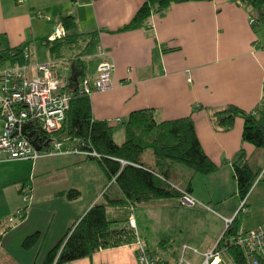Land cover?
I'll use <instances>...</instances> for the list:
<instances>
[{
  "label": "crops",
  "instance_id": "1",
  "mask_svg": "<svg viewBox=\"0 0 264 264\" xmlns=\"http://www.w3.org/2000/svg\"><path fill=\"white\" fill-rule=\"evenodd\" d=\"M143 2L0 0V48L24 45L30 75L35 73V64L52 62L59 78L67 81L70 61H65L66 56L53 61L45 44L55 37L56 27L62 26L60 16H74L80 32H96L95 54L103 48L114 70L110 88L94 90L89 95L93 118L107 121L114 141L121 143L124 140L122 122L132 111L149 110L158 121L190 116L203 151L217 169L210 174L192 173L188 167L175 163L170 167L169 179L179 188H189V194L196 201L194 205L215 206L223 220L231 218L241 200L232 159L242 148L248 162L252 164L251 158L258 156L254 166L263 169L264 150L242 141L241 117L234 119L230 130L220 131L213 127L209 114L228 104L251 111L261 100L264 26L257 32L256 25L250 23L248 10L234 0H199L172 3L162 12H153L145 25L116 31L132 18ZM40 12L42 16L37 15ZM63 53L68 55V51ZM95 76L96 65L88 80L93 82ZM117 118L121 121L117 122ZM2 127L0 117V132ZM73 143V139L64 141L58 153L35 161L17 160L20 163L11 170L1 166L11 160L0 159V223H7L10 214L24 207L23 217L16 225L0 227V264H41L47 251L91 206L108 199H125L114 180L110 183L112 179L107 178L92 156L64 153ZM146 151L141 161L153 166V153ZM263 179L254 183L245 200L249 207L247 214L256 215L261 209L264 218ZM25 182L32 186L28 202L20 195ZM70 189L77 190L78 197L67 198L65 193ZM169 200L142 203H173ZM174 200L181 204L179 199ZM128 208L132 210L134 205L126 201L122 205L107 206L108 219L118 220L111 228L126 227ZM131 217L136 229V220L129 213ZM259 225L264 224L258 221L242 230ZM34 232L39 234L38 241L29 249L23 248V239ZM212 246L208 245L199 254ZM136 248L134 241L100 248L90 256L66 264H137Z\"/></svg>",
  "mask_w": 264,
  "mask_h": 264
},
{
  "label": "trees",
  "instance_id": "2",
  "mask_svg": "<svg viewBox=\"0 0 264 264\" xmlns=\"http://www.w3.org/2000/svg\"><path fill=\"white\" fill-rule=\"evenodd\" d=\"M185 1L199 0H144L132 18L116 31L145 25L153 12H162L172 3ZM234 2L248 10L250 19L254 20L252 24L256 25L255 30L259 32L264 26V0ZM60 25L64 34L46 40L45 44L53 61L63 60L64 50L74 55L71 58L67 56L65 60L70 61L67 81L60 78L65 83L63 91L69 101L65 119L55 135L80 139L84 147L94 150L98 156L90 158L97 161L108 179L114 178L125 199H108L91 206L66 235L47 251L41 264H66L90 256L100 248L132 243L134 234L128 227L111 228L118 220L108 219L107 206L122 205L125 201L134 205L154 199H179L182 196L181 189L169 179L172 164L181 163L192 173L210 174L217 169V165L203 151L190 116L158 121L149 110L132 111L122 122L124 140L121 143L115 142L107 121L93 118L89 94L82 89L83 81L88 80L93 67H97L98 62L86 58L96 53L97 33L78 31L74 16L69 14L60 16ZM25 53L24 45L0 48V65L26 64L28 56ZM209 117L213 127L220 131L230 130L234 119L241 117L244 121L242 141L251 143L256 149L264 148V93L251 111L228 104L211 111ZM32 137H36L41 145L47 139L39 130L34 131ZM148 149L154 156L153 166H147L141 161L142 153ZM232 164L237 193L242 200L254 183L264 177V168L252 166L242 148L235 154ZM184 190L188 192L189 188ZM78 194L74 189L65 193L69 199H75ZM236 215L217 241V247L223 249L219 264H249L242 249L233 242L237 232L233 225ZM125 218L127 221L129 214ZM38 239L37 232L27 235L22 241V247L29 249Z\"/></svg>",
  "mask_w": 264,
  "mask_h": 264
},
{
  "label": "built area",
  "instance_id": "3",
  "mask_svg": "<svg viewBox=\"0 0 264 264\" xmlns=\"http://www.w3.org/2000/svg\"><path fill=\"white\" fill-rule=\"evenodd\" d=\"M37 15L42 16L41 12ZM250 23H254V20L250 19ZM63 34L62 26L56 27L55 37ZM99 54L101 58L93 82L83 81L82 89L86 93H91L94 90L104 91L111 86L114 64L108 58L104 49L100 48ZM64 85L65 83L57 76L50 62L35 64L33 75L28 73L27 64L9 65L0 68V116L3 118V127L0 132L1 160L24 159L35 161L42 156L58 153L63 142L71 140L66 137L61 140L55 135L60 129L68 109L69 97L63 91ZM116 121L120 122L121 120L117 118ZM26 122L32 123L33 133L39 130L47 136L44 143L46 148H43L44 145L41 144H39L40 149L35 148L31 142L33 137L28 138L21 133L22 125ZM73 140L75 141L73 146L70 145L64 153L98 156L94 150L84 147L82 140ZM31 191V184L25 182L20 192L24 202H28L31 198ZM180 191L182 192V196L179 198L181 204H195V199L189 192L184 189ZM237 211L244 213L248 211L245 198L241 200ZM23 212L24 207L18 208L6 219L7 223H0V227L13 225L20 221ZM232 219V217L224 218L225 229L230 225ZM128 223L135 229V222L132 217L129 218ZM233 242L242 249L249 264H264V225L237 231L233 237ZM134 243L137 247V264H219L222 260L223 249L217 247V242L211 249L202 254V260L199 263H193L184 259L183 256L175 263L158 260L145 247L139 237L136 238ZM187 248L190 247L183 246V250ZM192 250L196 252L195 249Z\"/></svg>",
  "mask_w": 264,
  "mask_h": 264
},
{
  "label": "rangeland",
  "instance_id": "4",
  "mask_svg": "<svg viewBox=\"0 0 264 264\" xmlns=\"http://www.w3.org/2000/svg\"><path fill=\"white\" fill-rule=\"evenodd\" d=\"M66 51L67 50H64V52ZM69 54L68 52V55L64 54V56L70 57L74 55L73 53L71 55ZM87 58H91L95 63H99L101 55L98 52V54H94ZM5 65H7V63L2 64L1 67ZM53 69L56 71L55 68ZM56 74L58 76L57 71ZM88 94L90 95L91 93ZM59 139L63 140L64 136H60ZM259 150H264V148ZM146 153H151V150H147ZM255 159L258 160V156L251 158L250 161H253L251 164L252 166L255 165ZM17 160L20 159L11 160V162L3 163L1 166L11 167L9 169L11 170L20 163L17 162ZM178 165L185 166L181 163H178ZM263 166L264 165L261 167ZM113 180L114 178L110 180V183L113 182ZM181 190L183 189L181 188ZM169 199H171L169 201L173 203L168 202L157 205L138 203L134 204V209H126V216L129 213L134 216L136 220V229L132 228L129 223L126 224V227L133 232L134 241L139 237L137 235L138 233L143 244L147 245L149 251L157 258L169 261V263H175L176 260L183 256L184 259L199 263L202 260V255H200L199 252L202 253L201 251L208 245H215L222 235L226 227L221 217L223 215L215 206L203 207L197 204H179L174 200L175 198ZM246 207L249 209L248 206ZM237 212L236 210L234 214H232V218ZM115 213H118V211ZM249 214L250 212L248 214L242 211L238 212L237 218L233 223L237 231L242 230L243 227H250L256 224V222L258 223V221L260 224H264L263 211H261V209H258L256 215ZM11 215L12 214H10V216ZM16 224L17 222L13 224V226ZM184 245L190 248L183 250ZM191 248L197 249V252H194Z\"/></svg>",
  "mask_w": 264,
  "mask_h": 264
},
{
  "label": "water",
  "instance_id": "5",
  "mask_svg": "<svg viewBox=\"0 0 264 264\" xmlns=\"http://www.w3.org/2000/svg\"><path fill=\"white\" fill-rule=\"evenodd\" d=\"M21 133L24 136H26L28 138H31L32 137V133H33L32 123L31 122H26L25 124H23L22 128H21ZM31 142H32V144L34 145L35 148L40 149L41 146L38 144L36 137H33L31 139Z\"/></svg>",
  "mask_w": 264,
  "mask_h": 264
},
{
  "label": "bare ground",
  "instance_id": "6",
  "mask_svg": "<svg viewBox=\"0 0 264 264\" xmlns=\"http://www.w3.org/2000/svg\"><path fill=\"white\" fill-rule=\"evenodd\" d=\"M1 118H2V116H0ZM2 120H3V118H2Z\"/></svg>",
  "mask_w": 264,
  "mask_h": 264
}]
</instances>
